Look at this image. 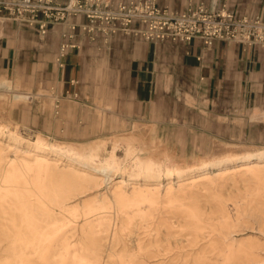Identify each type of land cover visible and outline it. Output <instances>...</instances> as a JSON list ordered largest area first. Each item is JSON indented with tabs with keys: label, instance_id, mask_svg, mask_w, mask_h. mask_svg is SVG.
<instances>
[{
	"label": "bare ground",
	"instance_id": "bare-ground-1",
	"mask_svg": "<svg viewBox=\"0 0 264 264\" xmlns=\"http://www.w3.org/2000/svg\"><path fill=\"white\" fill-rule=\"evenodd\" d=\"M137 139L0 122V264H264V148L179 164Z\"/></svg>",
	"mask_w": 264,
	"mask_h": 264
},
{
	"label": "rangeland",
	"instance_id": "rangeland-1",
	"mask_svg": "<svg viewBox=\"0 0 264 264\" xmlns=\"http://www.w3.org/2000/svg\"><path fill=\"white\" fill-rule=\"evenodd\" d=\"M132 34H118L108 44L102 40L92 42L85 36L84 88L76 96L63 93V83L56 75L59 52L47 55L39 68L46 70L42 78L35 79L33 65L27 67L29 72L16 74L12 87L0 86V92H8L11 97L9 101L0 99V122L13 119L19 123L20 133L31 140L42 135L51 142L77 144L97 138L135 136L140 139L137 145L157 146L148 153L158 156L159 151H167L175 155L179 164H190L220 152L221 141L238 144L236 149L240 151L264 148V118L253 117L264 111V104L257 98L213 101L203 91L198 94L188 83L183 85L178 74L171 72L164 80L165 74L160 71L150 75L151 90H156L142 101L143 93L138 94V90L140 75L144 74L132 69L138 68L145 58L143 47L120 49L125 42L118 41L124 36H136ZM47 35H41V42L49 46ZM17 93L29 98H14ZM82 99L87 104H80ZM101 114L106 116L102 127ZM118 154L122 156L123 150Z\"/></svg>",
	"mask_w": 264,
	"mask_h": 264
},
{
	"label": "crops",
	"instance_id": "crops-1",
	"mask_svg": "<svg viewBox=\"0 0 264 264\" xmlns=\"http://www.w3.org/2000/svg\"><path fill=\"white\" fill-rule=\"evenodd\" d=\"M157 1L161 6L183 11L188 0ZM223 1L207 0V3L213 8L221 5ZM228 6L238 15L264 17V0H228ZM68 29V23H51L47 35L49 46H46V43L41 42L42 36L38 30L0 16V77H4L0 79V86L12 87L15 75L29 72L27 67L31 65L36 66L35 79L42 78L46 70H39L40 66L44 64L47 55L59 52L63 40L62 32ZM136 36H124L118 41L125 42L124 47L120 49L134 50L137 45L143 47L142 54L145 58L138 63V68L132 69V72L144 74L142 77L140 75L138 90V94L143 93L142 101L156 90H151L150 75L163 71L164 80L167 74L174 72L180 76L183 85L188 83L198 94L203 91L204 96L213 101L225 98L254 101L257 98L259 103L264 104V45L217 40L212 46L206 47L199 38L189 44H174L154 43L142 36ZM86 40L83 34L72 39L79 48L69 50L63 58L65 67H59L56 72L58 79L63 83V93L69 97L84 88L83 68L86 59L83 47L86 46ZM47 50L52 53H47ZM15 86H18V83ZM20 95L27 94L17 93L14 98ZM27 96L29 98V95ZM80 104L85 105L87 102L82 99ZM253 117L264 118V111ZM100 122L102 127L106 122L104 114H101Z\"/></svg>",
	"mask_w": 264,
	"mask_h": 264
},
{
	"label": "built area",
	"instance_id": "built-area-1",
	"mask_svg": "<svg viewBox=\"0 0 264 264\" xmlns=\"http://www.w3.org/2000/svg\"><path fill=\"white\" fill-rule=\"evenodd\" d=\"M0 16L38 29L45 36L50 23H68L62 33L58 64L77 35L108 44L118 34H135L149 41L189 44L201 39L206 47L217 40L264 45V17L238 15L228 0L213 8L207 0H188L183 11L159 5L157 0H0ZM79 19V20H77Z\"/></svg>",
	"mask_w": 264,
	"mask_h": 264
}]
</instances>
